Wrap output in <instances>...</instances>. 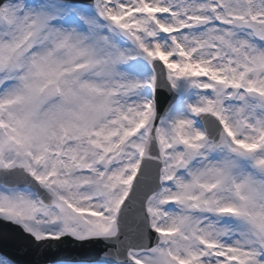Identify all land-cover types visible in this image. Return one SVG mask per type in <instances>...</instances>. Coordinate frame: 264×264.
Instances as JSON below:
<instances>
[{"label": "snow or ice", "instance_id": "snow-or-ice-1", "mask_svg": "<svg viewBox=\"0 0 264 264\" xmlns=\"http://www.w3.org/2000/svg\"><path fill=\"white\" fill-rule=\"evenodd\" d=\"M0 264H264V0H0Z\"/></svg>", "mask_w": 264, "mask_h": 264}]
</instances>
